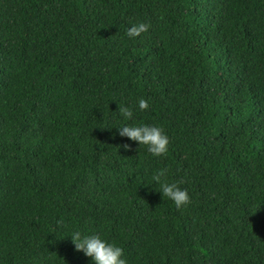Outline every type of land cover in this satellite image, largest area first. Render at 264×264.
<instances>
[{
    "label": "trees",
    "instance_id": "1",
    "mask_svg": "<svg viewBox=\"0 0 264 264\" xmlns=\"http://www.w3.org/2000/svg\"><path fill=\"white\" fill-rule=\"evenodd\" d=\"M74 231L128 264H264V0H0V264H95Z\"/></svg>",
    "mask_w": 264,
    "mask_h": 264
},
{
    "label": "clouds",
    "instance_id": "2",
    "mask_svg": "<svg viewBox=\"0 0 264 264\" xmlns=\"http://www.w3.org/2000/svg\"><path fill=\"white\" fill-rule=\"evenodd\" d=\"M146 30L147 25L144 23L132 24L128 27L126 34L130 37H136ZM148 106V101L145 98H138L136 105L138 109L144 110ZM117 109L125 120L131 118L132 110L130 107L118 105ZM117 126H119V135L127 136L129 139L138 142L139 146L144 145L146 151L152 156H161L168 150V136L158 125L123 123ZM124 147L128 148L129 145L125 144ZM149 184L159 190L163 198L167 197L176 208H181L189 202L190 196L187 189L181 187L179 181L168 179L166 167L155 170L151 175V183ZM70 236L75 248L82 250L95 264H128V260L123 255L122 247L118 243L106 239L99 232L83 234L80 231H74Z\"/></svg>",
    "mask_w": 264,
    "mask_h": 264
}]
</instances>
